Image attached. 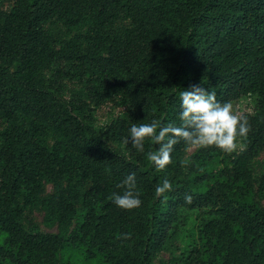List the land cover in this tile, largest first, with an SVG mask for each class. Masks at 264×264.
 Here are the masks:
<instances>
[{
  "label": "trees",
  "instance_id": "trees-1",
  "mask_svg": "<svg viewBox=\"0 0 264 264\" xmlns=\"http://www.w3.org/2000/svg\"><path fill=\"white\" fill-rule=\"evenodd\" d=\"M191 85L252 98L250 130L231 152L181 140L157 170L154 143L125 138L179 124ZM109 103L120 112L98 128ZM263 151L264 0H0V264H156L182 231L168 264H264ZM130 172L141 204L122 209Z\"/></svg>",
  "mask_w": 264,
  "mask_h": 264
},
{
  "label": "clouds",
  "instance_id": "clouds-1",
  "mask_svg": "<svg viewBox=\"0 0 264 264\" xmlns=\"http://www.w3.org/2000/svg\"><path fill=\"white\" fill-rule=\"evenodd\" d=\"M179 124L162 123L153 119L148 123L133 122L129 128L126 143L138 152H144L145 141L154 143L155 150L146 153L157 170L164 169L172 160L174 146L183 141L186 150L215 146L224 152H231L237 147L239 138L250 130L247 117L238 115L231 102H220L216 93L198 85H191L179 92ZM127 185L123 194L113 193V202L122 209L139 207L141 199L135 193L136 173L130 172L123 182ZM172 187L165 178L155 187L156 194H163ZM191 201V196H185Z\"/></svg>",
  "mask_w": 264,
  "mask_h": 264
},
{
  "label": "rangeland",
  "instance_id": "rangeland-1",
  "mask_svg": "<svg viewBox=\"0 0 264 264\" xmlns=\"http://www.w3.org/2000/svg\"><path fill=\"white\" fill-rule=\"evenodd\" d=\"M234 111L238 115H244L248 113L254 112V100L252 98H244L240 101H236L232 103ZM120 112L119 108H116L113 103H109L105 106H102L95 112V125L100 128L108 123L111 122L112 119H114ZM237 146L241 149L242 144L240 141H237ZM198 149H192L189 150V155H192L197 152ZM252 169L254 172V175L260 176L264 174V151L259 154L253 161H252ZM47 191H51V186L47 187ZM261 204L264 208V199L261 201ZM31 218L35 223L38 224L39 228L42 232L49 233L58 232V228L54 227L52 229L46 227L43 224V217L44 214L41 211H33L31 212ZM193 225V222L190 223L189 227ZM7 239V235L0 232V245H2ZM187 245V239L185 237V232L182 231L181 234L175 239L173 245L171 246V249L168 251H165L162 253L156 260V264H168L169 260L172 259L174 256H177L185 249ZM72 261H75L77 263H81L80 258L78 256H74L72 258Z\"/></svg>",
  "mask_w": 264,
  "mask_h": 264
}]
</instances>
